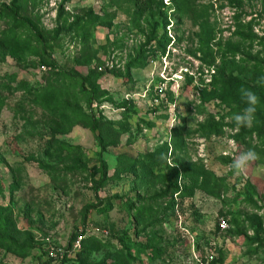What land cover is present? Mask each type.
Wrapping results in <instances>:
<instances>
[{"label": "rangeland", "instance_id": "374dc122", "mask_svg": "<svg viewBox=\"0 0 264 264\" xmlns=\"http://www.w3.org/2000/svg\"><path fill=\"white\" fill-rule=\"evenodd\" d=\"M138 1L0 0V264H264V0Z\"/></svg>", "mask_w": 264, "mask_h": 264}, {"label": "trees", "instance_id": "16d2710c", "mask_svg": "<svg viewBox=\"0 0 264 264\" xmlns=\"http://www.w3.org/2000/svg\"><path fill=\"white\" fill-rule=\"evenodd\" d=\"M138 8L140 11L145 12L148 9V2L147 1H138ZM170 39L167 38V36H162L161 39L158 41L159 43V47L161 50H163V53H165L166 51V47L169 45L170 43ZM85 89V88H84ZM223 89H225L228 93V97L224 98V101H233V103L240 105V106H246V102L249 101V95L251 94V91H254V89H256V87L251 84L248 81H243L240 78L237 77H232L230 80H228L224 85H223ZM261 101L264 102V99H262ZM92 104V98H90L89 100V105L91 106ZM258 124L261 126H264V118H261L260 121H258ZM95 126L94 124H92V130L95 132ZM142 155H146L143 154ZM201 175H198V177ZM105 179V178H104ZM48 264H51L50 262ZM211 264H217V262H212Z\"/></svg>", "mask_w": 264, "mask_h": 264}, {"label": "built area", "instance_id": "2783aa9c", "mask_svg": "<svg viewBox=\"0 0 264 264\" xmlns=\"http://www.w3.org/2000/svg\"><path fill=\"white\" fill-rule=\"evenodd\" d=\"M219 227H220V229L223 230V231L228 230V229H229V223H228V221L225 220V219H221V220L219 221ZM76 243H77V245H80L81 242L78 241V242H76Z\"/></svg>", "mask_w": 264, "mask_h": 264}]
</instances>
